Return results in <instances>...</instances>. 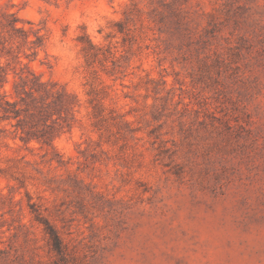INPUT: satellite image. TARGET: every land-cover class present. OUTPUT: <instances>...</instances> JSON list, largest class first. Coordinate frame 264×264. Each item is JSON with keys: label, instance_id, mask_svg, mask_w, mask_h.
I'll return each instance as SVG.
<instances>
[{"label": "rangeland", "instance_id": "374dc122", "mask_svg": "<svg viewBox=\"0 0 264 264\" xmlns=\"http://www.w3.org/2000/svg\"><path fill=\"white\" fill-rule=\"evenodd\" d=\"M12 13L45 36L22 62L78 105L54 148L0 121V264H264V0H0Z\"/></svg>", "mask_w": 264, "mask_h": 264}, {"label": "trees", "instance_id": "16d2710c", "mask_svg": "<svg viewBox=\"0 0 264 264\" xmlns=\"http://www.w3.org/2000/svg\"><path fill=\"white\" fill-rule=\"evenodd\" d=\"M139 16V10H133ZM133 11L126 13L125 20L117 23L119 32L129 34L131 23L135 21ZM9 23L0 22L2 29H7L9 41L17 42V47H7V39L0 42V121L12 124L15 131L19 132L20 139L27 145L32 141L38 142L41 147L54 148L55 139L72 127L74 111L78 105L76 96L69 94L66 88L55 81H45L38 76L27 64L21 60V52H30L26 57L36 56L38 50L44 46L45 36L40 28H36L32 22H27L30 27L25 30L18 27L20 18L16 13L10 14ZM24 33V37L17 41L15 33ZM88 45L83 47L84 56L89 59L95 45L88 37ZM26 50V51H25ZM6 57L7 63L3 64L1 58ZM15 64V65H13ZM14 74L11 91L5 89L9 82L8 76ZM95 78V77H94ZM92 80L89 94L92 96V116L95 124L107 120L104 116L105 107L100 99V90ZM36 217L45 224V229L51 235L57 251H62V239L56 227L46 221L40 210L31 204Z\"/></svg>", "mask_w": 264, "mask_h": 264}]
</instances>
